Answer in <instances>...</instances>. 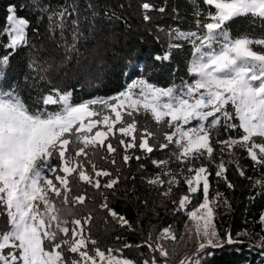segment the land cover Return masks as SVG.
Segmentation results:
<instances>
[{
  "label": "snow or ice",
  "instance_id": "1",
  "mask_svg": "<svg viewBox=\"0 0 264 264\" xmlns=\"http://www.w3.org/2000/svg\"><path fill=\"white\" fill-rule=\"evenodd\" d=\"M190 3L195 27L170 28L168 50L154 59L169 61L172 49L184 47L172 41L186 42L191 79L163 86L139 75L112 95L79 100L73 88L61 86L51 75L79 56L80 9L75 0L57 7L43 0L24 5L37 14L38 24L46 19L49 39L63 49L55 63L45 59L33 42L42 35L39 27L19 15L21 6H7L0 28V41L6 38L0 55V218H4L0 264H169L173 245L185 238L194 244V251L186 253L180 264H206L216 250L233 245H247L248 252L258 257L246 264H264V211L251 221V229L235 235L227 229L221 235L218 209L231 211V203L212 189L209 180L214 175L234 190L227 175L233 166L264 196V0H203L208 9L200 7L199 0ZM140 7L147 24L153 20L150 13L164 14L167 5L157 7L144 0ZM172 11L178 18V10ZM105 15L127 23L115 11ZM239 18L248 19L260 33L246 29L234 34L233 24ZM22 49L29 51L23 83L11 67L12 57ZM156 149L168 150L164 158L151 160L159 171L141 179L175 205L170 209L173 215L183 212L186 220L179 236L172 224L155 237L154 225L145 234L139 219L133 225L109 202V193L116 198L118 185L129 179L124 168ZM96 157L112 167L98 166ZM242 159H250L253 173L259 175H248ZM80 182L99 192L98 207L113 223L139 231L140 242L102 247L92 234L95 209L87 215L77 211L78 205L94 200L86 191L76 194ZM181 184L187 186V194L173 199ZM131 191L125 189L124 198ZM197 193L202 200L194 203ZM131 247H146L148 254L141 251L142 259H130L123 250Z\"/></svg>",
  "mask_w": 264,
  "mask_h": 264
},
{
  "label": "trees",
  "instance_id": "2",
  "mask_svg": "<svg viewBox=\"0 0 264 264\" xmlns=\"http://www.w3.org/2000/svg\"><path fill=\"white\" fill-rule=\"evenodd\" d=\"M44 3H51L53 7L65 2V0H43ZM144 0H75L80 9V30L79 56L71 60L65 66L54 70L51 75L61 86L73 88L74 96L79 99H89L95 96L112 95L122 90L130 78L139 75L150 77L154 82L167 86L173 82L179 83L181 78L191 79L187 73V62L190 57V46L184 41H172L173 43H184L182 49H172V56L169 61H156V55H164L168 50L169 38L166 32L170 28L179 27L181 30L194 28L193 5L190 0H149L157 7L166 4V13H150L153 20L145 23L142 17L141 4ZM31 0H0V28L5 24L7 6L16 4L21 6L19 15H23L32 21L33 27H39L42 34L39 39L33 42L41 50V55L50 62H58L63 56V49L57 47L53 40L49 39L45 31L46 19L37 22V14L32 13L24 7L30 4ZM200 7L210 8L203 5V0H199ZM123 5V7H121ZM177 13L172 11L173 8ZM214 11V9H211ZM115 11L117 15L123 16L127 23L115 19H109L106 12ZM163 29V31H161ZM260 33V29L255 25H250L248 19L239 18L233 24V33H239L244 30ZM29 34L32 35L31 29ZM68 39H71V30L69 29ZM3 43L6 38L0 41V55L4 54ZM259 46H253L257 50ZM29 58L28 49L19 50L13 57L11 67L15 78L23 83L24 75L28 73L27 63ZM127 73V75H125ZM55 107V106H49ZM238 123V121H237ZM151 127L155 129L156 125L151 122ZM187 127V126H186ZM170 131V129H162ZM259 139V138H257ZM163 141V136H160ZM115 142V141H114ZM171 147V146H170ZM167 149L161 151L154 150L148 154L145 159L140 161L132 160L130 167L124 168V174L129 177L128 180H122L118 185L120 189L116 198H112L109 193V202L120 214L129 219L133 225L139 219L144 233L146 234L151 226H156L155 237L165 226L172 224L176 229L177 236L183 230L186 217L183 212L173 215L170 209L173 205L170 201H165L159 195V189L149 185L146 179L159 171L155 168L151 160L164 158ZM143 155V153H141ZM241 155H245L241 152ZM228 157L225 156V159ZM118 163H120L119 157ZM98 166L111 168L109 164L96 157ZM242 164L247 165L248 175L258 176L259 173H253L250 159H242ZM145 165L144 169L139 167ZM175 166V165H173ZM121 167L123 165L121 164ZM114 171V169H113ZM229 180L236 186L235 189H229L224 180L216 178L214 175L209 177L213 190L223 193L231 203V211H226L223 207L218 209L217 225L220 228L221 235L225 230L231 229L233 235L242 229H251V221L258 218L261 211H264V196L258 193V189L245 178L239 176L233 166H229L227 172ZM135 177V179H131ZM107 179V178H104ZM125 189H132L125 196ZM87 192L94 200H86L85 205H78L77 211L80 215H87L88 211L95 209L94 220L92 221V234L101 243L105 249L107 247H118L124 241L132 244L140 242V232H129L121 228L118 224L112 222L106 211L99 209L98 205L102 202L99 192L90 188L88 185L80 182V189L76 194ZM179 194H187V186H181L174 190L173 199H178ZM255 196V199H253ZM202 200V194H193V202ZM146 202V203H145ZM107 217L109 223H105ZM3 219L0 218V229L3 228ZM248 221L249 223H245ZM255 230L259 231V224H256ZM121 240L117 241L116 237ZM243 239V237H241ZM172 242L169 241V244ZM186 245V248L183 246ZM175 248L174 259H170L169 264H180V260L187 253L191 255L194 251V244L182 241L173 245ZM181 246V247H180ZM181 249H180V248ZM239 249V251H237ZM141 251L147 255L148 249H138L136 247L123 250L124 256L139 261ZM255 253L250 254L247 245H233L215 251V254L206 260V264H246V261L257 260Z\"/></svg>",
  "mask_w": 264,
  "mask_h": 264
},
{
  "label": "rangeland",
  "instance_id": "3",
  "mask_svg": "<svg viewBox=\"0 0 264 264\" xmlns=\"http://www.w3.org/2000/svg\"><path fill=\"white\" fill-rule=\"evenodd\" d=\"M180 247H181V246H180ZM180 247H179V248H180ZM183 247H184V248H186V245H185V246H183ZM180 249H181V248H180ZM171 259H174V257L172 256V257H171Z\"/></svg>",
  "mask_w": 264,
  "mask_h": 264
}]
</instances>
